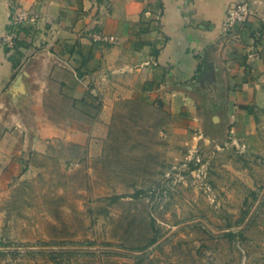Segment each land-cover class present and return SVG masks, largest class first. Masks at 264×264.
<instances>
[{"label": "rangeland", "instance_id": "obj_1", "mask_svg": "<svg viewBox=\"0 0 264 264\" xmlns=\"http://www.w3.org/2000/svg\"><path fill=\"white\" fill-rule=\"evenodd\" d=\"M67 97L52 89L51 118L80 122ZM159 101L118 100L85 144L37 152L22 132L0 189V264H264V113L236 136L179 124Z\"/></svg>", "mask_w": 264, "mask_h": 264}, {"label": "crops", "instance_id": "obj_2", "mask_svg": "<svg viewBox=\"0 0 264 264\" xmlns=\"http://www.w3.org/2000/svg\"><path fill=\"white\" fill-rule=\"evenodd\" d=\"M243 1L252 14L224 33L229 9ZM17 2L41 18L7 50L1 38L10 5L0 0V189L19 170L24 130L37 152L54 137L85 144L108 129L121 99L161 100L179 124L210 121L213 129L226 125L236 136L264 113V0ZM97 32L115 40L97 42ZM197 81L202 87L186 88ZM55 86L69 96L66 107L80 111V122L51 118Z\"/></svg>", "mask_w": 264, "mask_h": 264}, {"label": "built area", "instance_id": "obj_3", "mask_svg": "<svg viewBox=\"0 0 264 264\" xmlns=\"http://www.w3.org/2000/svg\"><path fill=\"white\" fill-rule=\"evenodd\" d=\"M9 23L6 32L1 38V44L11 50L15 48L17 40H20L27 34L26 29L34 30L37 26L41 15L35 9H28L23 5L17 3L11 5ZM252 14L251 5L248 1H243L233 5L222 23V30L227 33L233 29L238 23H243ZM93 39L97 42H112L115 40L114 36H108L103 33L97 32L93 34ZM257 52L250 53V57H256Z\"/></svg>", "mask_w": 264, "mask_h": 264}, {"label": "water", "instance_id": "obj_4", "mask_svg": "<svg viewBox=\"0 0 264 264\" xmlns=\"http://www.w3.org/2000/svg\"><path fill=\"white\" fill-rule=\"evenodd\" d=\"M21 79H22V75H20V76L17 78V80H16V85L21 86ZM200 87H202V83H201L200 81L194 82V83H192V84L186 86V88H187L188 90H195V89H198V88H200ZM204 93H205V95L207 94L206 92H204ZM214 120H215V121L219 120V117L216 116V117L214 118Z\"/></svg>", "mask_w": 264, "mask_h": 264}, {"label": "trees", "instance_id": "obj_5", "mask_svg": "<svg viewBox=\"0 0 264 264\" xmlns=\"http://www.w3.org/2000/svg\"><path fill=\"white\" fill-rule=\"evenodd\" d=\"M28 31H29V29H26V32H28ZM20 41H21V40H17V41H16L15 47L17 46L18 43L20 44ZM6 49H7V48H6ZM7 50H9V49H7ZM11 59H12V57H11ZM15 64H16V62H15ZM159 103H160V105H163V102H162V101H159ZM243 108H247V107H243Z\"/></svg>", "mask_w": 264, "mask_h": 264}]
</instances>
